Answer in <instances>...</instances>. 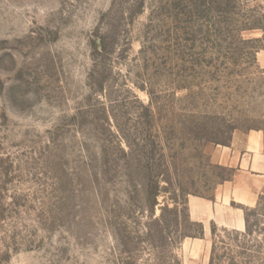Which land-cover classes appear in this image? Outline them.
Listing matches in <instances>:
<instances>
[{"label": "rangeland", "instance_id": "rangeland-1", "mask_svg": "<svg viewBox=\"0 0 264 264\" xmlns=\"http://www.w3.org/2000/svg\"><path fill=\"white\" fill-rule=\"evenodd\" d=\"M250 129L264 0H0V264H183ZM207 239L264 264V195Z\"/></svg>", "mask_w": 264, "mask_h": 264}, {"label": "crops", "instance_id": "crops-1", "mask_svg": "<svg viewBox=\"0 0 264 264\" xmlns=\"http://www.w3.org/2000/svg\"><path fill=\"white\" fill-rule=\"evenodd\" d=\"M215 156L222 166L234 172L216 187L213 198H188L191 219L203 223L205 236L189 242V254L183 264H208L211 224L241 228L245 224V208L256 206L264 195L263 131L235 132L230 144L218 149Z\"/></svg>", "mask_w": 264, "mask_h": 264}]
</instances>
